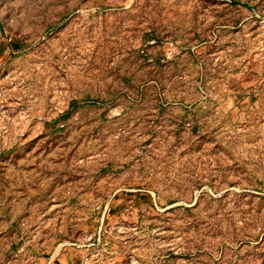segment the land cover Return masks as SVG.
Listing matches in <instances>:
<instances>
[{"label": "rangeland", "instance_id": "1", "mask_svg": "<svg viewBox=\"0 0 264 264\" xmlns=\"http://www.w3.org/2000/svg\"><path fill=\"white\" fill-rule=\"evenodd\" d=\"M0 264H264V0H0Z\"/></svg>", "mask_w": 264, "mask_h": 264}]
</instances>
